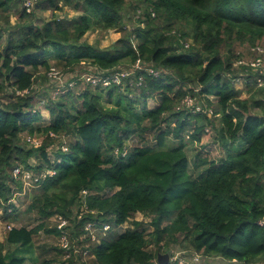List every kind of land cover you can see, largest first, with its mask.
I'll return each mask as SVG.
<instances>
[{
	"label": "trees",
	"instance_id": "1",
	"mask_svg": "<svg viewBox=\"0 0 264 264\" xmlns=\"http://www.w3.org/2000/svg\"><path fill=\"white\" fill-rule=\"evenodd\" d=\"M19 5L21 0H0V95L9 98L0 100L3 216L8 219L15 211L9 202L17 190L12 184L25 188L14 177L15 168L38 174L47 166L54 174L34 184L38 191L26 207L41 222L8 229L5 242L0 241V264H25L41 230L60 238L53 221V228L46 227L55 214L68 219L70 237L90 252V264H158L159 253L181 242L227 261H264V223H258L264 217V84L257 82L264 80V70L238 64L262 56L254 47L264 46V0H38L30 12ZM128 5L133 11L140 7L132 30L123 27ZM61 6L81 13L55 17ZM13 8L14 23L9 19ZM35 8L51 10L53 19L40 20ZM92 28L117 29L121 35L101 48L82 39ZM235 42L248 43L249 51H236ZM137 59L160 72H143L140 85V73L123 85L77 80L74 87L78 81L88 87L79 94L69 88L45 101L49 122L42 123L33 93L50 67L71 69L87 62L107 74ZM235 78H243V89H236ZM24 89L28 92L17 93ZM243 91L247 96H241ZM156 96L158 104L149 107L147 100ZM188 96L210 113L179 107ZM213 127L224 154L198 158L201 171L195 172L185 146L199 143L205 128ZM22 132L29 138L43 135L44 142L25 149L18 143ZM131 136L139 139L132 146L127 143ZM60 137L64 142L51 158L45 148ZM37 151L44 164L34 166L29 159ZM136 213L149 215V224L134 220L116 231ZM87 221L107 222L114 229L96 243L79 239L83 229L78 228ZM70 246L78 249L71 239ZM58 250L64 252L60 245ZM34 264H53V259Z\"/></svg>",
	"mask_w": 264,
	"mask_h": 264
},
{
	"label": "rangeland",
	"instance_id": "2",
	"mask_svg": "<svg viewBox=\"0 0 264 264\" xmlns=\"http://www.w3.org/2000/svg\"><path fill=\"white\" fill-rule=\"evenodd\" d=\"M140 5H143L142 2H140ZM21 7V5L18 6V9ZM137 9H140L137 8ZM136 9V10H137ZM136 10L133 11L132 7L129 5L125 7V9L122 11L123 15V21L124 25L123 27L127 30H132L133 28L137 27L139 24V21H137V18L135 16ZM36 16L40 20H51L53 19L51 15V10H37L36 8L34 9ZM81 12L73 10L70 6H61L59 10L55 12L56 16L55 17H64V18H71L75 15L80 14ZM9 19L12 23L16 21V9L13 8L9 12ZM7 34H4V37ZM121 32L118 31L117 29H98V28H92L86 34L83 36V40L87 41L88 43H91L93 45H96L101 48L109 47L113 44L114 41H116L118 38H120ZM188 43L191 42L190 38H186ZM136 42V39H134ZM261 44L264 45V39L261 41ZM251 45H248V43H234V49L238 52L242 53H247L249 51ZM56 67L60 72L62 73V79L63 81L65 79H69L71 76H75V73L78 74H83V73H88L89 75H93L94 71H97V68L90 63H82V65L76 66L71 69H65L62 67ZM124 66H127L125 64ZM123 66V67H124ZM264 70V69H263ZM99 71V70H98ZM238 79V80H237ZM79 83L77 84V87H73L70 91L76 94L81 93L85 88L88 86L86 84H83L81 81H78ZM234 85L236 89H243V78H235L234 79ZM51 86V88H50ZM48 93L47 97H44V93ZM63 92V91H62ZM55 93L54 90V84L53 81L48 77V78H42L39 77L37 79V82L35 84V93L33 102H35L34 109L39 110L41 113V121L43 124H47L49 122V113L47 109L44 106V102L47 101L49 98L51 99H57L60 95L64 94L66 90L62 93ZM242 97L247 96L246 91H243L241 94ZM212 101H215V98L212 96H209ZM0 100L7 102L9 98L5 96L4 94L0 95ZM81 100V99H80ZM78 100V102L80 101ZM101 100L103 102L107 101V98L105 95L101 96ZM159 97L155 98H149L147 100V105L149 107H153L154 105L158 104ZM204 105H206L205 101L203 100ZM208 109H211L208 107ZM254 111H258L256 108H254ZM215 126H218L219 123V116H217L214 120ZM205 135V134H204ZM32 136V135H31ZM149 138H152L151 135L148 136ZM44 136L43 135H35V139L38 142V145L44 142ZM56 141H50L48 146H46V150L48 151L49 154L52 155V152L57 149L62 142H64V137L56 138ZM204 142L202 145L196 144L195 146L191 147L192 154L188 151L189 155V167L194 168L197 170L196 163L198 161V158L207 155L208 158L213 159V157H216L218 159L220 156L224 154V149H221V144L218 141L217 134L215 131V128L213 127L211 133L209 135H205ZM139 142V139L137 137L131 136L130 139L127 141L129 145H134ZM18 143L21 144L25 149H35L36 147L32 146V143L29 141V134L27 132H22L19 135ZM153 143V142H152ZM190 144V143H189ZM187 144L185 148H189ZM194 144V142H193ZM244 146V145H243ZM29 163L31 165H39V164H44V160L39 154V152H35L29 159ZM201 171V169H198V173ZM17 180H15L16 182ZM29 183H25V185ZM13 187L17 188V190L14 192L13 197L10 199V203L14 206L15 211H11V207H8V212L9 218H5L3 209L0 207V241L5 242V237L8 229L11 226H21V225H26L27 227H34L37 224L41 222V218L38 217V214L35 210L27 211L26 207L31 201V196L33 193L37 192V186L34 184H30L29 186L27 185L24 189L22 187L21 190H19L18 186L16 183L12 184ZM35 186V187H34ZM35 189V190H34ZM77 207H73L72 210H74V213L76 212ZM17 218V219H16ZM54 217L52 216V219L49 220L46 224L47 228H53V222L56 224L55 220L53 219ZM150 216L149 215H142L141 213H136L133 218H131L128 222L124 223L123 225L116 226V231L121 232L125 228L131 227L132 222L134 220H138L143 225H148L150 221ZM53 221V222H52ZM67 225H70V222H68ZM111 225V228L114 229V227ZM134 225V224H133ZM110 228V229H111ZM78 229H83V228H78ZM68 232V238L71 239L72 245L74 247H77L78 249L73 252V250H70V256L73 254L74 258L73 259H68L69 257L65 256V253H60L58 250L59 246V239L55 234H48L47 232L41 230L39 231L33 240L32 245L29 247L27 250V259L25 261V264H34L37 260H41L44 258H49L53 259V264H90V260L92 259V255H90V252L87 250H83V246L81 245V242H77L76 238L70 237V230L67 229ZM96 233V234H95ZM95 235L92 238H89L85 230L83 229L82 232H80L79 239L84 238L85 236L87 238H84L86 241H91L92 243H96L97 239H100L101 235L103 236V231L101 229H96ZM106 235V231H104ZM83 239V240H84ZM77 242V243H76ZM85 244L88 242H84ZM7 245L5 249H7ZM151 249V247H149ZM170 251H175L180 253L181 255L185 257H191L194 255L199 256V262L196 264H241L237 261H227L221 257H213V256H206L204 254L198 253L189 247L186 246V242H181L177 244H172ZM64 257V259H63ZM63 260V261H62ZM255 264H264V261H261L259 263Z\"/></svg>",
	"mask_w": 264,
	"mask_h": 264
},
{
	"label": "built area",
	"instance_id": "3",
	"mask_svg": "<svg viewBox=\"0 0 264 264\" xmlns=\"http://www.w3.org/2000/svg\"><path fill=\"white\" fill-rule=\"evenodd\" d=\"M37 1L38 0H21V5L27 12H30ZM254 50H257V52L261 53L262 56H259L256 59H249V60L239 59L238 64L249 65L255 69H258L260 72H263L262 65L264 64L263 61L264 46L257 45L256 47H254ZM143 72H147L148 74L157 76L160 71L158 69H154L149 65H145L142 61L137 59L135 62L128 65L127 67L119 68L107 74L101 71H96L93 73V75H89L88 73H83V74L75 73L76 75L78 74L77 78L74 79L73 77L75 76H71L69 79H65L64 81L62 79L63 75L60 72V70H58L56 67L53 66L50 67V69L47 71V75H48L47 77H49L53 81L55 93L58 94L62 91L63 92L65 90L67 91L69 88H73L76 85L77 80H84L86 83H89L93 86L96 85L109 86L112 83L123 85L126 81L128 83H132L135 81L136 73H140L138 76V80L136 81V84L140 85L143 77L142 76ZM257 82L259 86L264 84V80L261 77L257 78ZM27 92L28 89H24L23 91H17L18 94H25ZM181 104L185 105L192 113H196L199 111L205 112L207 110L210 113L211 111L207 107L199 104V102L195 98H192L190 96L185 97L184 100L180 103L179 107L181 106ZM211 131H212L211 128H205V135H209ZM29 141L33 143L35 146H38V142L35 138H29ZM61 148L62 150H66L65 146H62ZM52 174H54L53 168L47 166L42 168V170L38 174H35L32 170L23 167L22 168L17 167L13 170L14 177L16 179H22L24 187L28 185V184L25 185V183H29V185L35 184L40 179H43L46 175H52ZM82 192L85 194L87 193V190H82ZM53 217H54L53 219L56 222V227L61 232L59 245L63 249L65 256L70 257V250L72 249L70 246V239L67 236L68 232L66 227L69 221L61 214H55L53 215ZM79 217H81V214L79 215ZM258 223L263 224L264 217L260 219ZM110 227L111 225L109 223L107 222L102 223L101 221H87L83 225V229L85 230L87 235H90L91 238L96 234L95 233L96 229H101V231H103V235H105L104 231H107V229H110ZM198 262H199V256L197 254L191 257H185L175 251H172V254L169 259L170 264H196Z\"/></svg>",
	"mask_w": 264,
	"mask_h": 264
},
{
	"label": "water",
	"instance_id": "4",
	"mask_svg": "<svg viewBox=\"0 0 264 264\" xmlns=\"http://www.w3.org/2000/svg\"><path fill=\"white\" fill-rule=\"evenodd\" d=\"M171 254H172V251H170V250H168L165 253H159L157 255L158 264H168Z\"/></svg>",
	"mask_w": 264,
	"mask_h": 264
},
{
	"label": "crops",
	"instance_id": "5",
	"mask_svg": "<svg viewBox=\"0 0 264 264\" xmlns=\"http://www.w3.org/2000/svg\"><path fill=\"white\" fill-rule=\"evenodd\" d=\"M204 140H206L205 139V135H203L202 136V138H201V140H200V142L199 143H196V142H194V144L193 143H190L188 146H190L189 148H185V150H186V152H187V154H188V151L190 152V154H192V150H191V147L192 146H195L196 144H200V145H202V143L204 142ZM189 156V155H188ZM201 169V168H200ZM198 170H196L195 172H197Z\"/></svg>",
	"mask_w": 264,
	"mask_h": 264
}]
</instances>
